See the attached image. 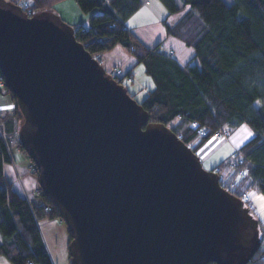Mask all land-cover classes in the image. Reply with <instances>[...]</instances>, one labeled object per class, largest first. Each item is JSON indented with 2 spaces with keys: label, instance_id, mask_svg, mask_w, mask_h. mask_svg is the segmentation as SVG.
Masks as SVG:
<instances>
[{
  "label": "water",
  "instance_id": "1",
  "mask_svg": "<svg viewBox=\"0 0 264 264\" xmlns=\"http://www.w3.org/2000/svg\"><path fill=\"white\" fill-rule=\"evenodd\" d=\"M0 72L72 264H247L258 219L43 11L0 0Z\"/></svg>",
  "mask_w": 264,
  "mask_h": 264
},
{
  "label": "trees",
  "instance_id": "2",
  "mask_svg": "<svg viewBox=\"0 0 264 264\" xmlns=\"http://www.w3.org/2000/svg\"><path fill=\"white\" fill-rule=\"evenodd\" d=\"M10 1L28 17L43 11L56 17L54 7L64 0ZM74 1L88 15L86 27L72 26L74 36L91 56L98 60L120 47L143 65L153 82L139 102L149 122L172 129L194 152L219 129L229 133L243 124L252 129L253 137L239 149L243 160L234 163L233 171L228 161L211 170L220 174L222 187L247 206L248 196L242 195L248 189L264 197V0H180L181 5L177 0H159L169 16L181 15L174 26L166 19L163 25L166 35L193 50V58L184 66L158 54L162 41L147 48L126 28L125 21L141 7L142 0ZM115 78L124 85V78ZM0 83V92L14 104L12 113L0 115L8 136L7 143L0 141V256L11 264H52L39 223L60 220L57 207L41 191L39 202L20 197L3 178V164L10 161L9 147L22 150L18 131L23 117L1 72ZM261 228L260 224L262 234ZM70 240L69 234L68 245ZM262 244L261 238L260 248L247 264H264Z\"/></svg>",
  "mask_w": 264,
  "mask_h": 264
},
{
  "label": "crops",
  "instance_id": "3",
  "mask_svg": "<svg viewBox=\"0 0 264 264\" xmlns=\"http://www.w3.org/2000/svg\"><path fill=\"white\" fill-rule=\"evenodd\" d=\"M29 2V0H25ZM149 0H142L141 7L125 21V26L129 32L140 41L145 47L152 48L162 41L160 48L172 49L174 51L173 58L181 66H184L190 59L193 58L194 52L190 47H187L180 40L166 35L163 21L166 19V23L172 27L174 26L181 15L169 16L165 7L161 4L158 7V3H154L153 6L149 7ZM152 1V0H151ZM154 1V0H153ZM56 13L60 18L67 24L87 26L88 15H84L79 10L74 0H64L59 2L54 7ZM154 9V10H153ZM156 9L160 13L158 17H154ZM158 31L155 32L154 30ZM156 34V38L154 36ZM163 35L164 37H162ZM162 37V38H161ZM161 39V41H160ZM157 41V43H156ZM132 55L124 51L120 47H115L113 50L106 52L99 56V60L106 70H110L113 67H121L125 73L133 75L132 69L125 70L124 66L128 63H132ZM137 62V61H136ZM138 64V63H137ZM135 64V65H137ZM125 82V80H123ZM133 82V81H132ZM14 111V104L10 97L5 93L0 92V115H6ZM215 139V138H213ZM205 153L199 154L203 150L205 145H209L210 141L199 147L196 152L201 158L202 162H208L213 158L216 150L224 142L217 140ZM10 161L3 164V178L7 182L12 191H14L20 197L29 200L30 202H39V196L31 194V191L40 189L38 177L29 168L32 162L28 159L27 155L17 146L9 147ZM224 159L223 161H226ZM221 161V162H223ZM220 162V163H221ZM219 164V163H218ZM218 164H215L217 166ZM30 169V170H29ZM261 195L256 194V198L251 200V205L255 206L257 198ZM257 201L264 202L263 199ZM39 230L43 240V245L49 256L52 264H70L68 256V235L65 225L60 223L57 219L44 220L39 223ZM0 264H11L3 256H0Z\"/></svg>",
  "mask_w": 264,
  "mask_h": 264
},
{
  "label": "rangeland",
  "instance_id": "4",
  "mask_svg": "<svg viewBox=\"0 0 264 264\" xmlns=\"http://www.w3.org/2000/svg\"><path fill=\"white\" fill-rule=\"evenodd\" d=\"M225 1L227 3H229L230 0H225ZM24 2H26V1L25 0H21V3H24ZM148 2H150L149 3V7L153 6V8H154V3L155 2H156V4L158 3L157 4L158 7H159V5H161L160 2H159V0H154V1L153 0L152 1L149 0ZM177 2H178L179 5H181V1L180 0H177ZM154 13H155V16L154 17L156 18V17H158V15L161 12L159 13L158 10L156 9V12H154ZM56 15L58 16V14H56ZM59 18H60V16H59ZM154 31L157 32L158 30L155 29ZM154 36L156 38L157 35L154 34ZM161 36L164 37L163 35H161ZM160 41H161V39H160ZM156 43H157V41H156ZM167 50H172V49H167ZM98 61L102 65V63L99 60V56H98ZM135 64H137V62H136V60L134 58H132V63H128V64H126L124 66V69L125 70H129V69H132L133 68L132 69V71H133L132 81L133 82H128V81L125 80V82H123V83H124V86L127 88V91L129 93V95L132 98H134L136 102L139 103V102L142 101V99L144 98V96L147 94V91L150 90L153 87V82H152L151 78L145 74L143 65L142 64L135 65ZM112 69H110V70H106L105 69V71L109 75H111L112 77L115 78V76H113L112 73H111L113 71ZM0 121H2L4 123V121L1 118H0ZM4 127H5V131H6V125H5V123H4ZM225 131L228 133L227 130H225ZM249 132L252 133L251 136L248 135ZM7 137L8 136H7V131H6V135L4 136V139H6V140L4 141V143H7L8 142V138ZM227 137H228V140L226 142H225V139L223 140L222 137H213L215 139L209 138L206 141V142L210 141L209 145H205L204 146L205 148L203 150H201L199 152V154H202V153H205L206 151H208L212 147V146H210V144H214L215 142H217L216 139L217 140H223V142H224L216 150V153L213 155V158L210 161H208V162H202V165H203V167L206 170H211L212 168L215 167V164H218V163H220L221 161H223L224 159L227 158L226 162L228 161V163H230V166L232 167V168H230V171H233L231 169H233L234 163L238 161V159H237L238 157L237 156H233L234 149L239 150L243 144H245L248 140H250L253 137V132H252V129L248 125L243 124L240 127L231 130L228 133V136ZM29 168H31V170L30 169L29 170L32 171L33 173L35 172L34 166L32 164L29 165ZM35 175H37V174H35ZM37 193H40V189H36L35 191H31V194L34 195V196ZM246 193H247V196H248V197L247 196L246 197L248 198L247 201H248V204L250 206L251 214H253L258 219L259 224L262 225V228H261V230H262L261 238H262V243H263L262 244V247L264 248V202L257 201L259 199H262L263 196H260L259 198H257V200L255 202V206H254V202L252 203L253 204V206H252L251 205V200L254 199V197L256 196V193H254L252 191V189H248L243 194H246ZM242 198H245V196L242 195ZM58 221L60 223L64 224L63 222H61V220H58ZM65 228H66V231H67L66 225H65ZM67 235H68V240H69L68 231H67ZM67 250H68V246H67ZM68 256H69V253H68Z\"/></svg>",
  "mask_w": 264,
  "mask_h": 264
},
{
  "label": "built area",
  "instance_id": "5",
  "mask_svg": "<svg viewBox=\"0 0 264 264\" xmlns=\"http://www.w3.org/2000/svg\"><path fill=\"white\" fill-rule=\"evenodd\" d=\"M173 53H174L173 50H167V49H160L159 52H158V54L162 55L163 57H167V58H173ZM112 70L113 71L111 73H112L113 76L118 77V78H122V79L124 78V80H126L128 82H132V76L131 75H126L121 67H114ZM201 131H203V130H201ZM5 135H6V131H5L4 123L2 121H0V141L3 142V143L6 140V139H4ZM227 136H228L227 132L225 130H223V129H219V130H217V131H215L213 133V137H222L223 140L225 139V142L228 140ZM233 156H237L238 157L237 159L239 161L243 160L242 154L237 149H234ZM240 174H242V172H240ZM243 195L246 197L247 193L243 194ZM45 209L50 211V207L45 208ZM28 264H36V263L28 262Z\"/></svg>",
  "mask_w": 264,
  "mask_h": 264
},
{
  "label": "snow or ice",
  "instance_id": "6",
  "mask_svg": "<svg viewBox=\"0 0 264 264\" xmlns=\"http://www.w3.org/2000/svg\"><path fill=\"white\" fill-rule=\"evenodd\" d=\"M248 135H249V136H251V135H252V133H250V132H249V133H248ZM262 199H264V197H262Z\"/></svg>",
  "mask_w": 264,
  "mask_h": 264
}]
</instances>
